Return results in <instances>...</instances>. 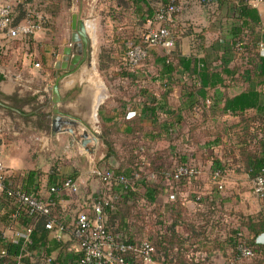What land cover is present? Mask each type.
I'll return each mask as SVG.
<instances>
[{
  "label": "rangeland",
  "instance_id": "rangeland-1",
  "mask_svg": "<svg viewBox=\"0 0 264 264\" xmlns=\"http://www.w3.org/2000/svg\"><path fill=\"white\" fill-rule=\"evenodd\" d=\"M184 1V2H182ZM189 0L177 1V12L181 8V5H187V11L190 14L196 12V6L198 2L204 6H208L209 3H202L201 0H190L191 4H186ZM71 0H28L25 3L28 4V9L34 11L39 17L43 18L41 22V29L53 30L54 35L61 34L62 30H65V39H68L71 13ZM101 2V1H100ZM103 11L106 15L114 18L115 26H111L109 22L100 20L99 26L101 27L100 34V46L98 49L95 45V53H93V60L91 62V68L94 66H100L102 68L101 77L107 85V89L111 95V100L106 105L112 104L114 107L134 108L140 96L145 95V92L150 95L156 96L157 93L165 95L167 104H161L158 107L164 108L168 111L167 121L171 123V127L166 135L161 132L160 124L164 121L165 116H160L158 120L152 118H142L144 125L141 126V130L135 132L133 135H126L120 131L118 125H105L103 128L96 129L101 136L97 144L93 145V148H87V151L82 149L79 142H71L68 144V140L53 139V165L52 169L61 177H72L77 180L80 185L79 192H84V200L90 202L94 199L99 190L109 193V189L105 187L98 179H96L90 172L80 175L81 172L87 171L88 157H91V166L94 167H113L122 168L132 167L137 168L136 163L139 165L142 171L140 178L135 183L134 193L129 195L125 200L122 215L129 214L128 217L130 227L132 230V236L134 240L140 241L148 239L149 235H153L155 229L163 223H171L173 221V212L176 209L177 203L175 199L182 197L183 206L181 215H179L181 225L190 223L192 217L195 214H201L207 212L208 216L212 218V215L218 214L223 209V206L231 207L230 213L233 216L234 213L240 212L236 210V206L239 202L246 201L247 197L253 195L252 193V179L248 178L240 182H229L227 188L225 183L222 190H217V193L213 194V185L217 186V181L212 178L213 170L220 171L221 180L224 174L223 171V159L231 158L232 153L228 149L229 145L226 143V139L223 140L225 127L227 120H224V116L220 115L217 110L214 112V116L210 117V112L202 114L198 110L196 114L185 112L184 116L176 122V116L173 113L176 112L177 98L181 94L180 81H187L190 83L188 77L180 73L175 74V79H166L164 76H160V64L155 62L157 56L165 53L166 50L162 47H146V56L142 59L139 65L133 70L128 69L125 66L124 53L128 46L133 44L143 43V34L146 32L147 26L145 25L144 17L137 15L136 11H129L124 6L114 8L107 5L106 0H102ZM116 4V1H113ZM193 2V3H192ZM210 5V4H209ZM118 6V5H117ZM100 7V6H99ZM97 6L96 14L101 17L102 11ZM118 11V14H114L112 11ZM101 12V13H99ZM221 10L218 15H221ZM54 13V15H52ZM152 15V14H151ZM150 15V16H151ZM217 15V16H218ZM26 16V11L20 8L17 12V19H21ZM149 16V17H150ZM221 20L226 24L221 26L220 29L209 31L208 34L201 35L195 38V50L199 51L200 56H203L211 64L212 67H219L221 64H226L233 69V74L226 76L225 89L222 87L215 88L209 91V96L217 97L220 101L223 97L231 95L241 91L247 87L242 78V72L245 69V55L241 52H245L243 46L247 45V39H241L240 43L232 45L231 37L228 35L226 28H229L232 18L226 16L221 17ZM126 26V27H125ZM121 27V28H119ZM169 32L175 43V37L173 31L169 25ZM201 33V32H200ZM33 36H28L19 39L4 38L5 44L3 45L5 50L6 46L18 47V53L6 54V62L12 63L15 61L17 64L24 51H33L40 53V47L33 45ZM174 47V46H173ZM199 48V49H198ZM256 48V47H255ZM254 48V49H255ZM57 49V48H56ZM102 53L100 62L98 56ZM256 50L260 53H264L263 50L257 45ZM38 57V56H37ZM54 59V56L52 57ZM54 60H52L53 62ZM97 61V62H96ZM51 62V63H52ZM15 64V65H16ZM124 71H128L133 74L128 79L123 78ZM181 79V80H180ZM214 99V98H213ZM170 100V102H168ZM177 107V108H176ZM126 120L125 118L118 117L117 123H121ZM145 120V121H144ZM147 123V124H146ZM56 136V134H55ZM98 138V137H97ZM69 145V149L66 146ZM84 148V147H83ZM68 153H65L66 151ZM92 152L89 156L88 153ZM114 151V155H110V152ZM153 153H161L162 156L160 163H163L167 168L171 169L178 165V163H188V165L196 167L198 173L190 179L185 181V185L180 187L178 184H172L168 187L167 191H157L154 196V200L148 201L145 197V188L143 181L147 180L156 187L160 184L159 181V169L160 166L156 165L152 167L148 164V155ZM150 157V156H149ZM194 159L197 162H194ZM110 160H112L110 164ZM84 161H86L84 163ZM207 161L209 164L206 171L205 179L209 188H200V182L198 183V176L201 172H204L196 163ZM145 163V167L143 166ZM143 164V165H142ZM87 166V167H86ZM86 168V169H85ZM63 170L64 173H61ZM80 176L84 180L80 181ZM220 180V181H221ZM183 183V181H181ZM107 186V185H106ZM159 187V186H158ZM161 188V187H159ZM211 191V192H209ZM224 192V193H223ZM183 193L184 196L180 195ZM226 193V194H225ZM245 193L248 196L243 195ZM173 195V198L170 195ZM109 195V194H107ZM213 195V196H212ZM254 196V195H253ZM255 197V196H254ZM261 205H264V201ZM264 208V206H263ZM262 208V209H263ZM178 209V206H177ZM223 211V210H222ZM173 213V214H172ZM242 213V212H241ZM202 216V215H201ZM199 218L195 215L194 218ZM203 217V216H202ZM201 218V217H200ZM237 217L234 220L236 222ZM127 220V219H126ZM217 221V219H216ZM128 222V221H127ZM220 222V221H219ZM187 234V233H186ZM185 234V236H187ZM194 239V238H193ZM242 258V257H241ZM245 262H250L251 258H245Z\"/></svg>",
  "mask_w": 264,
  "mask_h": 264
},
{
  "label": "crops",
  "instance_id": "crops-1",
  "mask_svg": "<svg viewBox=\"0 0 264 264\" xmlns=\"http://www.w3.org/2000/svg\"><path fill=\"white\" fill-rule=\"evenodd\" d=\"M71 1V8L73 7V9H75L73 11H76L71 13V17L73 14H77L80 15V18L84 21L93 55V53H95V45L98 49L101 48L99 43L101 38L99 34L101 31L99 22L100 20H105L106 24L109 22L113 27L116 25L112 17L113 15L109 17L106 15V12L103 11L104 9L101 7L103 3L102 0ZM106 1L107 5L109 4L114 8L124 6L125 9L129 11H136L131 0ZM113 1H116V4H113ZM25 2L26 0H16L12 3L13 22L15 24L22 23L26 17L17 19V12L20 8L25 11L28 10V4ZM189 3L191 4L190 0L186 2L188 5ZM209 4L208 6L202 5L200 2H198V5L194 4L197 8L195 9L196 12L193 14H190V12L186 10L187 5H181L178 13L173 15L172 22L169 25L173 31V36L179 38V46L183 55L199 53L198 50H195V38L200 36V34L206 36L205 34H208L209 31L220 29L221 26L226 24L223 21L221 23L223 19L221 17L226 16L229 19L234 15L235 4L233 0H225L221 4L216 2ZM158 5L159 0H151L149 1V5L142 4L141 10L135 13L144 17L143 19L147 26V24H149V19L153 15L154 9ZM97 6H100L99 9L102 13L104 12L101 17H99V15L97 16L95 13ZM251 6L258 11L260 21L256 28L261 34L260 43L264 44V0L257 5ZM149 9H152V15L150 17L148 16ZM220 10L222 11L221 15H218ZM112 11L114 14H118V11ZM52 32L53 30L50 29L46 31V28L39 29L35 32L33 36V45L38 48L40 47L41 52L37 53L35 50L24 51V49H22L23 54L17 64L15 61L7 64L5 56L7 53H18V47L6 46L5 50L3 45L5 44L4 38L7 36L0 33V160L5 165L7 174L6 182L9 185L14 187L19 186L27 191L34 190L43 198H53L54 196L49 192V188L54 184H49L48 182L49 176L53 171V139L56 138L61 141L66 139L70 145L71 142H79L81 139L80 132L78 131H74L73 134L69 132H59L56 136L52 134L51 120L49 119V115L52 114L51 101L53 99L51 87L55 83L57 75H64L58 82V93L61 101L57 103V108L63 115L77 120L90 134L98 136V140L101 139V136L96 129L103 128L107 124H112L114 127L118 125L122 132L125 127V121L133 118H140V125L143 126L144 123L142 118L151 117L149 112L143 111L145 103L148 104L153 102L152 105L167 104L165 95H159L157 93V95L153 97V95L145 92V95L140 96V101L134 104L136 105L134 108H129V106H126V108H118L114 107L112 104L106 105L112 98L97 66H94L92 70L91 66H88L84 61L74 72L69 73L68 64H70V59H72L75 54L71 53L68 61L62 59L63 50L73 45L70 40L72 33L71 20L68 34L69 40L66 41L65 39V30H62V33L57 35H54ZM262 55H264V53ZM53 56L54 59H52ZM76 56L81 57V54ZM52 60L54 61L52 62ZM223 89H225V86H223ZM213 98L220 101V99L214 96L210 99ZM181 100V96L179 95L177 98V107ZM168 102H170V100ZM99 112L104 121L101 120ZM166 113H168L166 109L157 110L159 116H165ZM193 114H196V112ZM118 117L125 118L126 120L117 123ZM227 119L230 121V118ZM225 139L226 138L223 140ZM94 144L95 143H88L87 147L91 149ZM66 148L69 149V145H67ZM82 149L87 151L83 147ZM65 153L68 152L66 151ZM91 154L92 152L88 153L89 156ZM88 158V169L87 171L81 172L80 175L91 172L92 170L90 163L91 157ZM190 160L193 161L194 159L192 158ZM222 161L224 174L222 176L223 180L220 179V183L224 182L226 188L229 182H240L249 178L248 174L243 172L239 167V163L235 164L232 162V158H226ZM85 162L86 161H84V163ZM194 162L197 161L194 160ZM196 164L201 166V169L204 171V169H208L210 163L205 161ZM60 171L64 173L63 170ZM30 172L34 174L31 175V178H28ZM205 174L206 171L201 172V175L197 178L198 183L200 182V188L202 186L203 188H209V185L206 184ZM59 178V180H61L64 177L62 178L61 175H59ZM79 180L82 181L84 179L80 176ZM213 188V194H215L217 190H222L224 186L222 185V188L218 189L217 186L213 185ZM83 193H63L62 203H56L54 210H56V214H58L61 219L60 221H62L64 225L71 226L72 219L77 209L81 203L86 201L84 200ZM243 195L244 197L248 196L245 193H243ZM247 200V204L245 200L238 203L235 209L240 212L236 214L242 212L241 214L247 215L254 214L258 211H264V205H261L262 202L260 203V200L256 199L253 195L248 196ZM11 206L13 207L11 203L6 205V203L0 202V215L9 212ZM222 210H220L221 212H218V214L211 216L212 219H217V221L215 220V226L213 225L212 228H209L211 229L209 237L202 241V245L208 250V252L202 253V256H208L214 263H221L227 259L224 256V251L220 247H214V237H216V243L221 245L228 228L238 225L235 221H232L236 215L233 214V216H231L230 213H227L231 211V207L223 206ZM10 217L12 220L9 226H4L5 223L0 224L2 229L0 234L2 237L0 250H6L5 245H9L12 252L14 251L15 245L22 244V246H24L22 239L18 238V233L21 232L25 225L17 219L16 213L12 212ZM49 239H55L50 232ZM59 240L61 243L66 244L64 250L68 252L65 258L67 260L70 254L76 252L75 241H70L68 233H64ZM196 240L197 239H193V241ZM256 242L264 244V233L256 238ZM228 253L229 251L226 250V255ZM57 254L58 250H55L49 255L55 258ZM23 255L35 257L45 256L42 249H32ZM15 261L16 264L18 261L21 263L19 257H17Z\"/></svg>",
  "mask_w": 264,
  "mask_h": 264
},
{
  "label": "trees",
  "instance_id": "trees-1",
  "mask_svg": "<svg viewBox=\"0 0 264 264\" xmlns=\"http://www.w3.org/2000/svg\"><path fill=\"white\" fill-rule=\"evenodd\" d=\"M26 1L28 2V0ZM149 1L151 0H131V3L136 11H140L142 4L149 5ZM223 1L225 0H213V2L218 4ZM233 2L235 10L231 18L234 21L231 22L230 27L226 31L231 37L232 45L240 43L241 39H247V45L243 46L245 52H241L242 55H245L246 60V66L241 78L246 84L249 83L246 88L234 95L223 97L221 102L217 99H210L209 91L225 86L226 76L233 74V69L224 63L219 67H212L207 59L200 56L198 52L183 55L179 46L180 41L177 37H175L174 47L157 56L155 62L161 66L160 76L172 80L176 73H180L183 75V79L187 76L190 81L189 84H187V81H180V96L182 100L176 112L173 113L176 116L175 123L184 116L185 112L194 113L199 110L202 114H205L209 111L211 113L210 117H212L215 110H217L220 115L224 116V120H227L226 126H223L225 130L224 137L229 145L228 149L232 153V162L235 164L239 163V167L243 172L247 173L250 179H253L264 170V55L256 50L257 45L261 41L260 31L256 28L260 17L257 9L243 0H233ZM166 3L167 0H159V5H165ZM151 14L152 9H149L148 16ZM102 53L104 51H101L98 60L101 59ZM98 71H102L100 66H98ZM122 76L128 79L133 74L124 71ZM152 103H145L143 111L149 112L151 114L150 118L153 120H158L160 116L157 114V110H164V108L158 107L160 106L158 104L152 105ZM99 115L101 120H103L100 112ZM226 117L230 118V121ZM165 118L160 124L163 135H166L171 127V123L167 121V113ZM140 130V118H133L125 121L122 133L133 135ZM109 154L114 155L115 153L113 151ZM161 156V153H153L146 157L148 158L147 167L149 165L152 167L160 166L158 173L160 184L158 186L161 187H156V185H152L147 180L143 181L145 182V197L148 201L154 200L157 191H167L171 183L181 185L180 187L186 184L184 178L174 177L173 171L175 167L169 169L163 163H160L161 159L159 158ZM143 164L145 167L144 162ZM181 164L188 163H178V165ZM136 166L137 168L129 166L124 169L109 167L115 175H123L129 180V184L124 185L114 181L108 188L109 193L105 188L106 194L116 196L111 201L112 206L105 207L106 230L113 236H121V239L125 237L129 241L136 240L132 236L128 220L130 215L128 213L122 215V209L125 200L134 193L135 183L142 173L137 163ZM33 174V172H30L28 178H31ZM59 179V175L52 171L48 182L49 184L57 185ZM180 195L184 196L183 193H180ZM52 199L56 200L55 195ZM183 200L182 197L175 199L178 209L176 206L174 214L172 213L173 221L159 225L155 229L154 234L149 235L148 239H145L154 247L153 258L159 264H264V244L256 242V238L264 233V211L247 215L234 213L237 217L236 223L238 225L228 228L221 245L216 243V237H214L215 240L213 242L214 247H220L224 251V256L227 259L221 263H214L208 256H202V253L208 252L205 246L202 245V241L206 240L211 234V229L209 228L213 227L216 219L210 218L207 212H203L200 215L195 214L199 218H194V215L190 223L181 225L183 223H180L178 219L179 215H181L180 209H182ZM1 202L6 203V205L11 203L13 207H10L9 212L0 215V224L5 223L4 226H9L12 220L10 214L14 212L23 225L31 226L32 229L30 243L24 244V246L17 244L12 252L9 245H5L6 254L0 256V264H16L15 259L17 257H19L22 264H46L45 258L50 256L49 254L55 250H58V254L55 258L52 257L51 264H77L80 257L79 252H73L66 260L65 258L68 254L64 250L66 244L61 243L60 240L49 239V231L45 228L47 217L28 216L20 207L5 198H2ZM55 205L52 209V216L61 220L56 214V210H54ZM1 232L0 226V234ZM193 238L197 240L193 241ZM1 240L2 237L0 235V243ZM244 246L250 248L253 252L250 262H245L244 259L240 258V249ZM32 249H42L45 256L23 255ZM226 250L229 251L227 255Z\"/></svg>",
  "mask_w": 264,
  "mask_h": 264
},
{
  "label": "built area",
  "instance_id": "built-area-1",
  "mask_svg": "<svg viewBox=\"0 0 264 264\" xmlns=\"http://www.w3.org/2000/svg\"><path fill=\"white\" fill-rule=\"evenodd\" d=\"M13 1L0 0V33L10 39H19L34 35L41 29L42 17L34 11L28 9L26 17L22 23L13 22ZM25 1V0H24ZM178 0H167L165 5H158L149 19V25L143 34V43L128 46L124 53L125 66L133 70L140 61L146 56V47H162L169 51L174 46V41L169 32V24L172 22L173 15L177 12ZM205 3H212L213 0H201ZM250 5H257L262 0H243ZM146 45V47H145ZM263 43L259 48L263 50ZM107 189L112 182H119L124 185L129 184L123 175H115L109 167H94L90 172ZM198 170L196 167L181 164L174 168L173 174L176 178H184L187 182L192 179ZM6 168L0 160V202L2 198L10 200L16 204L28 216H45L47 221L45 228L55 239H61L64 233H68L70 241H75V251L80 253L77 264H159L154 258V247L146 240L129 241L125 237L113 236L105 226L106 206H112L115 195H107L105 191L99 190L94 199L90 202L81 203L72 219L71 226H66L56 217L52 216V209L56 203H62L63 193L77 194L80 185L72 177H64L59 180L57 185L49 188V192L54 194L56 200L43 198L36 191H27L19 186H11L6 182ZM212 178L217 181L218 189L222 188L220 183V171L213 170ZM107 185V186H106ZM252 193L256 199L264 201V170L252 179ZM173 198V195H170ZM31 226H25L18 233V238L22 239L23 244L30 243ZM6 250H0V256L5 255ZM242 258H251L253 252L244 246L240 249ZM52 257L45 258L46 264L52 263ZM17 264H21L19 261Z\"/></svg>",
  "mask_w": 264,
  "mask_h": 264
},
{
  "label": "water",
  "instance_id": "water-1",
  "mask_svg": "<svg viewBox=\"0 0 264 264\" xmlns=\"http://www.w3.org/2000/svg\"><path fill=\"white\" fill-rule=\"evenodd\" d=\"M71 29L72 33L70 36V40L73 43L72 47H66L63 50L62 59L68 61L70 58V54L73 53L72 59H70V64H68L69 73L74 72L84 61L88 66H91V62L93 60V55L90 47V40L87 36L85 23L80 18V15L73 14L71 17ZM81 54V57L76 56ZM65 64V63H64ZM63 64V65H64ZM64 75H57L56 81L51 87L53 99H52V109L51 115H49V119L51 120V129L52 134L55 135L59 132H69L71 134L74 131L80 132L81 140L79 143L82 147L87 150L88 143H98V136L90 134L82 124H80L77 120L69 118L63 115L60 110L57 108V103H59L60 97L58 93V82ZM112 160H110V164Z\"/></svg>",
  "mask_w": 264,
  "mask_h": 264
},
{
  "label": "flooded vegetation",
  "instance_id": "flooded-vegetation-1",
  "mask_svg": "<svg viewBox=\"0 0 264 264\" xmlns=\"http://www.w3.org/2000/svg\"><path fill=\"white\" fill-rule=\"evenodd\" d=\"M81 138V137H80ZM81 140V139H80Z\"/></svg>",
  "mask_w": 264,
  "mask_h": 264
}]
</instances>
